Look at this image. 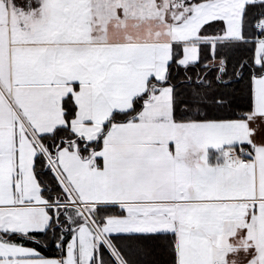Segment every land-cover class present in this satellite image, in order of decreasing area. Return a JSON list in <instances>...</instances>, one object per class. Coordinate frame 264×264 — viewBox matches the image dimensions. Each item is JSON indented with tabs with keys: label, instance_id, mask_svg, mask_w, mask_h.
Masks as SVG:
<instances>
[{
	"label": "snow or ice",
	"instance_id": "snow-or-ice-1",
	"mask_svg": "<svg viewBox=\"0 0 264 264\" xmlns=\"http://www.w3.org/2000/svg\"><path fill=\"white\" fill-rule=\"evenodd\" d=\"M0 264H264V0H0Z\"/></svg>",
	"mask_w": 264,
	"mask_h": 264
}]
</instances>
